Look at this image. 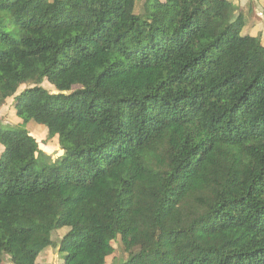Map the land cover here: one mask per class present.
<instances>
[{"label": "trees", "instance_id": "1", "mask_svg": "<svg viewBox=\"0 0 264 264\" xmlns=\"http://www.w3.org/2000/svg\"><path fill=\"white\" fill-rule=\"evenodd\" d=\"M237 9L0 0V102L63 153L36 169V139L0 123V264H40L34 234L63 264H106L118 237L120 264H264V38Z\"/></svg>", "mask_w": 264, "mask_h": 264}, {"label": "rangeland", "instance_id": "2", "mask_svg": "<svg viewBox=\"0 0 264 264\" xmlns=\"http://www.w3.org/2000/svg\"><path fill=\"white\" fill-rule=\"evenodd\" d=\"M234 1L238 6L236 15H242L240 18L244 23V28L242 34H261L264 38V7L262 0H231ZM139 10V9H138ZM16 27L12 26L6 28V31L14 30ZM16 38L18 36H15ZM51 94L62 96L63 98H71L75 95L78 86L69 87V89H57L56 87L50 86L48 83L44 82L42 85ZM27 86H22L19 92L23 91ZM14 98L1 101L0 102V123L3 126L19 127L26 130L31 136H33L38 144V150L35 154V168L40 169L42 165H52L59 162V159L63 155L58 141L57 136L51 134L47 128L43 125L37 124L30 121L26 124L22 122L19 118L14 115L11 109V105ZM2 146L0 145V150ZM60 216V209L57 204L52 208L51 219L54 225H57ZM46 221L45 217H39L36 219L34 226L40 228L43 227V223ZM68 231L67 227L57 226L56 231L53 232V239L59 242L65 233ZM114 247V254L106 259V264H120L123 262L127 256L124 254L119 237L111 242ZM28 246L30 249L39 251L38 262L40 264H63L64 254L53 250L51 246H45L39 241L38 234L32 235L29 240ZM3 264H13L8 260L7 257L4 258Z\"/></svg>", "mask_w": 264, "mask_h": 264}, {"label": "crops", "instance_id": "3", "mask_svg": "<svg viewBox=\"0 0 264 264\" xmlns=\"http://www.w3.org/2000/svg\"><path fill=\"white\" fill-rule=\"evenodd\" d=\"M261 3H263L262 5H263V7H264V0H262Z\"/></svg>", "mask_w": 264, "mask_h": 264}]
</instances>
